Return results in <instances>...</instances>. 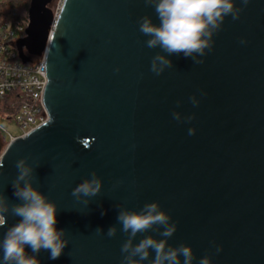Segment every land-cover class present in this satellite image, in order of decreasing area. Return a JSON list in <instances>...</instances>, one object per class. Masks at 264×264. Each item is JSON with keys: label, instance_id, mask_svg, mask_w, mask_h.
<instances>
[{"label": "water", "instance_id": "obj_1", "mask_svg": "<svg viewBox=\"0 0 264 264\" xmlns=\"http://www.w3.org/2000/svg\"><path fill=\"white\" fill-rule=\"evenodd\" d=\"M53 1L31 0L17 43L25 62L24 50L41 57L46 48ZM236 6L240 18L225 19L203 64L173 55L156 76L150 62L161 50L145 46L138 20L160 22L144 0H66L47 55L50 122L11 143L0 168V192L19 203L15 162L30 157L39 165L34 186L58 206L56 228L69 243L55 260L41 250L40 264H121L127 234L116 205L139 211L150 202L177 223L169 244L191 246L193 264L205 255L212 264H264V0ZM174 111L195 119L177 122ZM93 171L103 186L85 205L71 193ZM18 220L8 214L0 240ZM146 235L162 238L149 231L134 243Z\"/></svg>", "mask_w": 264, "mask_h": 264}, {"label": "clouds", "instance_id": "obj_2", "mask_svg": "<svg viewBox=\"0 0 264 264\" xmlns=\"http://www.w3.org/2000/svg\"><path fill=\"white\" fill-rule=\"evenodd\" d=\"M151 6L159 20L153 23L151 17L145 15L138 20L139 32L148 37L145 46L149 49L159 48L150 62L149 70L156 76L173 66L170 56L183 54L194 64H203L206 56L214 46V35L222 30L224 21L231 17L233 21L240 18L242 7L236 6V0H144ZM250 0H240L247 6ZM241 44L247 41L242 39ZM119 72V68L115 69ZM193 107L200 101L195 95L189 97ZM179 101L177 102L179 106ZM172 117L177 122H191L195 115L182 117L174 111ZM196 129L189 128L188 134L194 135ZM30 157H23L15 162L17 174L12 181L13 196L19 203H11L8 197L0 192V228L7 224V216L18 217L17 223L7 227L0 240V264H40L37 256L41 250L50 253L49 258L58 259L69 241L65 238L66 231L57 230L56 203L50 201L38 187L34 186L37 164L29 163ZM0 161V168H3ZM103 181L95 171L90 178H85L73 190L71 195L77 200L84 199V204L90 203V198L96 197L102 190ZM118 209L117 223L120 231L127 234V239L121 245V264H193L195 259L191 246L181 243L178 246L169 244V239L177 231V223L172 221L168 212L162 210L159 202L145 203L139 211L129 210L121 205ZM101 215H104L102 212ZM149 231L157 232L161 239L153 235L143 236L134 243L138 234ZM99 235L103 233L96 229ZM109 238L117 235L115 225L108 228ZM26 247L33 255H28ZM221 247L217 246V253ZM154 254V255H153ZM151 257V259H150ZM198 264H212L210 256H203Z\"/></svg>", "mask_w": 264, "mask_h": 264}, {"label": "built area", "instance_id": "obj_3", "mask_svg": "<svg viewBox=\"0 0 264 264\" xmlns=\"http://www.w3.org/2000/svg\"><path fill=\"white\" fill-rule=\"evenodd\" d=\"M65 3L66 0L52 2L55 10L46 48L41 57L24 52L29 58L27 62L22 59L17 48V43L25 38L26 30L12 24L0 26V134L5 132L3 121L15 123L21 131L18 136L9 134L6 143L0 140V147L1 143L7 145L4 151L0 149V161L11 143L27 137L50 122V115L44 104L48 86L47 55Z\"/></svg>", "mask_w": 264, "mask_h": 264}, {"label": "trees", "instance_id": "obj_4", "mask_svg": "<svg viewBox=\"0 0 264 264\" xmlns=\"http://www.w3.org/2000/svg\"><path fill=\"white\" fill-rule=\"evenodd\" d=\"M30 3L31 0H2L0 3V26L12 24L25 31L29 24ZM21 34L24 35V32ZM4 142L6 143L5 140Z\"/></svg>", "mask_w": 264, "mask_h": 264}, {"label": "rangeland", "instance_id": "obj_5", "mask_svg": "<svg viewBox=\"0 0 264 264\" xmlns=\"http://www.w3.org/2000/svg\"><path fill=\"white\" fill-rule=\"evenodd\" d=\"M50 9L54 13V10H55L54 5L51 4ZM2 126H3V129L5 130V132L0 134V140L1 141L8 140L9 134H12L15 136H18L21 134V131L18 128V126L13 122L3 121ZM1 146H2V147H0V149H2L1 151H4L7 147V145H4V143H1Z\"/></svg>", "mask_w": 264, "mask_h": 264}, {"label": "flooded vegetation", "instance_id": "obj_6", "mask_svg": "<svg viewBox=\"0 0 264 264\" xmlns=\"http://www.w3.org/2000/svg\"><path fill=\"white\" fill-rule=\"evenodd\" d=\"M49 10H51L50 8H51V4L50 5H48V7H47ZM24 52H27L26 50H24Z\"/></svg>", "mask_w": 264, "mask_h": 264}]
</instances>
